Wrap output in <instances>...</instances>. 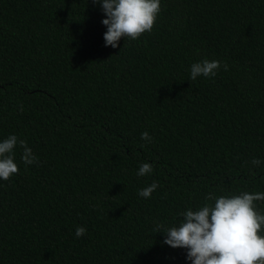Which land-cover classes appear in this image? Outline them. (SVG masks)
Here are the masks:
<instances>
[{
  "label": "trees",
  "instance_id": "trees-1",
  "mask_svg": "<svg viewBox=\"0 0 264 264\" xmlns=\"http://www.w3.org/2000/svg\"><path fill=\"white\" fill-rule=\"evenodd\" d=\"M105 18L92 0H0V142L37 158L18 143L0 180V264H191L157 224L264 193V0H161L117 48ZM205 59L216 76L190 80Z\"/></svg>",
  "mask_w": 264,
  "mask_h": 264
},
{
  "label": "clouds",
  "instance_id": "clouds-1",
  "mask_svg": "<svg viewBox=\"0 0 264 264\" xmlns=\"http://www.w3.org/2000/svg\"><path fill=\"white\" fill-rule=\"evenodd\" d=\"M92 3L102 7L106 16L102 24L107 29L103 37L105 47L112 48L119 46L121 38L137 40L144 33L151 32L161 10V0H92ZM223 67L228 70L226 64ZM220 68L219 61L205 59L193 63L190 80L200 76L215 77ZM141 139L151 142L152 137L145 131ZM18 143L24 149L22 161L27 165L37 162L26 141H18L16 135H10L0 142V180L7 181L18 173L13 155ZM251 163L259 166L261 161L253 158ZM152 171L153 165L145 162L139 166L137 176L143 177ZM158 187L153 181L150 186L139 190L138 195L150 198ZM206 200L214 203L179 213L182 219L175 226L157 224L154 230L164 234L163 243L173 249H187L186 259L191 264H264V234H261L264 232V214L254 205L255 201H264V193L241 192L220 197L210 193ZM86 231L85 227L78 226L75 236L80 238Z\"/></svg>",
  "mask_w": 264,
  "mask_h": 264
}]
</instances>
